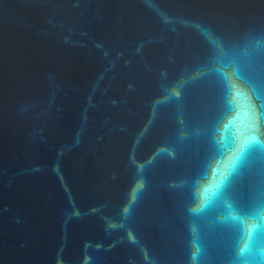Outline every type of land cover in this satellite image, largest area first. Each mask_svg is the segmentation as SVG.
Returning a JSON list of instances; mask_svg holds the SVG:
<instances>
[{
  "label": "water",
  "instance_id": "obj_1",
  "mask_svg": "<svg viewBox=\"0 0 264 264\" xmlns=\"http://www.w3.org/2000/svg\"><path fill=\"white\" fill-rule=\"evenodd\" d=\"M0 264H264V0H0Z\"/></svg>",
  "mask_w": 264,
  "mask_h": 264
}]
</instances>
